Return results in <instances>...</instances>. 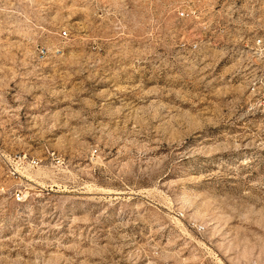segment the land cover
<instances>
[{
    "label": "rangeland",
    "instance_id": "1",
    "mask_svg": "<svg viewBox=\"0 0 264 264\" xmlns=\"http://www.w3.org/2000/svg\"><path fill=\"white\" fill-rule=\"evenodd\" d=\"M0 264H264V0H0Z\"/></svg>",
    "mask_w": 264,
    "mask_h": 264
}]
</instances>
